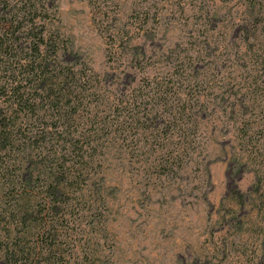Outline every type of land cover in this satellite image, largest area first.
Segmentation results:
<instances>
[{
    "label": "trees",
    "instance_id": "obj_1",
    "mask_svg": "<svg viewBox=\"0 0 264 264\" xmlns=\"http://www.w3.org/2000/svg\"><path fill=\"white\" fill-rule=\"evenodd\" d=\"M254 12L245 13L236 49L218 46L206 68L199 64L211 54L197 44L172 73L149 74L144 92L135 86L131 95L113 97L62 31L59 0H0V264H95L72 245L75 232L66 216L79 214L106 173L126 110L133 128L163 133L175 169L203 146L209 123L242 130L259 122L264 130V76L254 72L264 73V10ZM106 15L99 11L100 18ZM107 32L111 57L119 59L129 31ZM126 59L132 68L141 62L137 54ZM144 100L151 106L140 116Z\"/></svg>",
    "mask_w": 264,
    "mask_h": 264
},
{
    "label": "rangeland",
    "instance_id": "obj_2",
    "mask_svg": "<svg viewBox=\"0 0 264 264\" xmlns=\"http://www.w3.org/2000/svg\"><path fill=\"white\" fill-rule=\"evenodd\" d=\"M254 1L256 6L250 0H59V6L61 29L79 61L98 72L105 89L118 97L122 91L131 95L135 86L144 92L149 74L172 73L197 44L211 54L199 64L204 68L218 46L236 49L245 35L239 30L246 24L245 13L264 10V0ZM99 11L107 15L100 18ZM119 28L130 36L118 59L111 57L107 30ZM127 54H137L141 62L132 68ZM237 67L236 81L241 76ZM146 106H151L148 100L137 109L140 116ZM127 111L124 131L116 130L110 143L106 173L87 198L92 210L83 201L77 216H66L75 232L72 245L76 242L95 264H264L260 123L242 130L220 120L209 123L203 146L175 169L161 144L163 133L133 128Z\"/></svg>",
    "mask_w": 264,
    "mask_h": 264
}]
</instances>
